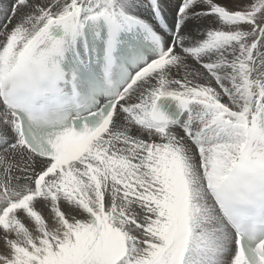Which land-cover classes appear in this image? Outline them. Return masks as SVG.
I'll return each instance as SVG.
<instances>
[{"label":"snow or ice","instance_id":"6c2138e0","mask_svg":"<svg viewBox=\"0 0 264 264\" xmlns=\"http://www.w3.org/2000/svg\"><path fill=\"white\" fill-rule=\"evenodd\" d=\"M0 264H264V0H0Z\"/></svg>","mask_w":264,"mask_h":264}]
</instances>
